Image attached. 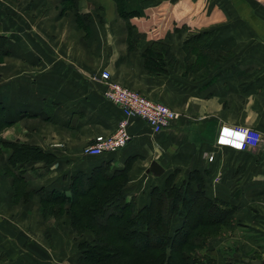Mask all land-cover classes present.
Listing matches in <instances>:
<instances>
[{
    "label": "crops",
    "instance_id": "crops-1",
    "mask_svg": "<svg viewBox=\"0 0 264 264\" xmlns=\"http://www.w3.org/2000/svg\"><path fill=\"white\" fill-rule=\"evenodd\" d=\"M71 4L61 10L60 0H0V34L6 38L0 47L5 120L0 141L31 143L50 155L48 160L10 163V149L0 147V220H11V230L20 233L5 238L8 249L0 250V264H63L68 259L73 253L70 223L56 226L48 240L44 227L51 224L47 217L36 220L35 188L68 193L74 172L88 174L102 160H109L108 172L128 163L123 190L136 207L148 201L149 189L162 186L168 174L179 184L189 170H196L208 197L234 206L231 231L208 243L217 263L226 261L223 253L230 254L227 261L242 264L263 258L264 0ZM154 42L168 46L169 59L147 70L141 53ZM101 69L179 116L157 133L132 116L124 146L86 155L83 147L95 135L112 132L122 116L103 96ZM221 125L254 127L261 140L243 150L217 146L214 138ZM151 160L162 167L159 175L145 170ZM31 167L36 173L24 190H33L32 204L22 194L12 200L10 172L17 175Z\"/></svg>",
    "mask_w": 264,
    "mask_h": 264
},
{
    "label": "trees",
    "instance_id": "trees-1",
    "mask_svg": "<svg viewBox=\"0 0 264 264\" xmlns=\"http://www.w3.org/2000/svg\"><path fill=\"white\" fill-rule=\"evenodd\" d=\"M71 3L72 0H60L61 10ZM5 39L0 34V47L4 46ZM169 54L166 44L156 42L141 53L147 70L160 67V63L169 59ZM4 123L0 106V128ZM2 145L10 149V163L18 159L48 160L50 157L49 153L31 143L0 141V147ZM127 168L128 163H125L121 168L108 172L109 160H102L88 174L74 172L67 184L68 193L35 188L39 197V214L55 213V204L60 206L66 202L71 230L77 235H82L84 230L91 234L90 238L77 240L79 253L76 264L213 263L210 255L197 254V250L204 247L209 236L217 233H208L206 226H231L234 206L218 197H208L200 175L192 169L179 184L172 183L173 173L168 174L162 186L154 185L149 189L148 201L136 207L134 200L126 199L124 195ZM34 173L36 171L31 167L20 169L16 176L12 174V193L14 182L25 183ZM197 201L200 205L198 217H202L192 218L191 206ZM108 215L112 218L106 221ZM174 216L180 222L175 228L170 227Z\"/></svg>",
    "mask_w": 264,
    "mask_h": 264
},
{
    "label": "built area",
    "instance_id": "built-area-1",
    "mask_svg": "<svg viewBox=\"0 0 264 264\" xmlns=\"http://www.w3.org/2000/svg\"><path fill=\"white\" fill-rule=\"evenodd\" d=\"M99 74L103 85V96L119 107L122 116L117 120L112 132L95 135L83 147V153L86 155H99L102 152L114 151L124 146L130 136L127 125L132 116L144 119L150 129L156 133L179 116L176 110L162 101L153 100L131 87L112 80L106 69H101ZM260 140L259 131L248 125H221L214 138L215 145L237 150L254 148ZM207 155L211 160L213 155L210 152Z\"/></svg>",
    "mask_w": 264,
    "mask_h": 264
},
{
    "label": "rangeland",
    "instance_id": "rangeland-1",
    "mask_svg": "<svg viewBox=\"0 0 264 264\" xmlns=\"http://www.w3.org/2000/svg\"><path fill=\"white\" fill-rule=\"evenodd\" d=\"M5 168L7 169V167H5ZM10 173L13 174V175L15 174L14 172L13 173L10 172ZM15 176H16V174H15ZM10 188H11V186H10ZM13 188H14V192L12 193V191H11L10 194L12 195L14 200L18 199L20 194H22V197L24 198L23 200L26 201V202H29V204H32V200H30V199L32 198V194H33L32 191L33 190L31 191L30 189H27V191H25L24 190L25 183H22V181L19 182L17 180V182L13 183L12 189ZM34 198H36V197H34ZM35 202H36V200H35ZM38 202H39V200H38ZM67 206L68 205H67L66 202L61 204L60 206H57L55 204V207H57L55 213H53V211H52L50 213H47V215H45V216H42L41 214L37 213V218H38V216L41 217V218L47 217L48 224H51V226L49 225V226H47V228L44 227L45 235H46V237H48V240H50V236H51V234H53V230H55L56 226H58V227L60 226L61 227V225H63V227H64V221H66V222L68 221L70 223V216H69V212H68V207ZM199 206H200L199 205V201L193 203V206H191V208H192L191 212L192 213L190 214V216L192 218L198 217V213L199 212L197 211V209H199ZM153 211H155V209H153ZM5 217L6 216H4V218H2V219L4 220ZM7 217L10 218L9 215ZM199 217H202V215H199ZM111 218L112 217L110 215H108V217L106 218V221H109V219H111ZM36 220L39 222V218L36 219ZM179 223H180L179 219L175 218L173 221H171L170 227L175 228L176 226H178ZM234 224H235L234 217L232 215L231 226L224 225V224H218L216 228L214 226L213 227L206 226V228L208 229V231H207L208 233L213 232V231H217V233H215L214 235H211V236H209L207 238L206 244L204 245V247L198 248L197 254H200V255H203V256H204V254L208 255V256L210 255L212 257V260H213V263H211V264H219V263H217L215 252L208 248V243H209V241H210V239L212 237H215L218 234H221V232L231 231V229L234 226ZM1 225H2V227H1ZM11 225L13 226V222H11V220H7L6 222L0 220V250H4L5 251L6 249H8V247H4L5 244H7L6 241H4V240L7 239L8 235L14 237V236H17L18 234H20L19 232H16V233L13 232L11 230V228H10ZM66 233H67V231H66ZM87 233H88V231L84 230L82 232V235H77V233L75 234V232L73 231V233H72L73 234V241H72V244H71L72 245V249H73V251H72L73 253L69 255L68 259L66 258L67 260L66 259L63 260V262H62L63 264H69V262H72V264H76V260H77L76 257L78 256V253H79L78 247L76 245L77 244V240L80 239L81 237L87 238V236H85V234H87ZM43 234H44V232H43ZM155 251H151V252H155ZM223 256L226 257V261H223V263H221V264H242V263H239V262H236V261H233V260L227 261L229 256H230V254H228V253H226V255H224V253H223ZM2 257L3 256L0 254V258H2ZM6 264H10V263L7 262ZM20 264H25V263L23 262V263H20Z\"/></svg>",
    "mask_w": 264,
    "mask_h": 264
},
{
    "label": "water",
    "instance_id": "water-1",
    "mask_svg": "<svg viewBox=\"0 0 264 264\" xmlns=\"http://www.w3.org/2000/svg\"><path fill=\"white\" fill-rule=\"evenodd\" d=\"M145 170L151 171L155 175H159V173L162 172V167L155 160H151ZM250 264H264V257L261 259L255 258L250 261Z\"/></svg>",
    "mask_w": 264,
    "mask_h": 264
}]
</instances>
